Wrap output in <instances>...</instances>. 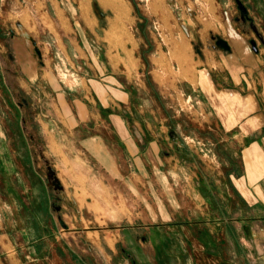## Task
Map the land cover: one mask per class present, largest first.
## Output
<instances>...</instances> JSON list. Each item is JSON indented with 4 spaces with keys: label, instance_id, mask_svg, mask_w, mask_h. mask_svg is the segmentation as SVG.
<instances>
[{
    "label": "rangeland",
    "instance_id": "1",
    "mask_svg": "<svg viewBox=\"0 0 264 264\" xmlns=\"http://www.w3.org/2000/svg\"><path fill=\"white\" fill-rule=\"evenodd\" d=\"M183 1L182 8L173 10L169 0H120L121 24L112 28L114 12L105 0H0V199L8 206V226L29 229L39 264H85L70 253L66 241L82 239L85 231L94 239L97 226L109 225L147 232L154 238L145 247L147 255L155 254L158 264H190L179 241L189 243L202 217L179 209L198 204L186 181L191 175H225L223 164L234 163L224 152L218 121L199 114L200 99L190 83L209 63L218 88L233 84L226 71L236 82L258 79L256 71L264 65V0ZM185 36L195 42L193 50ZM203 44L214 63L196 54ZM74 123L75 134L87 127L103 133L108 146L104 167L89 155L93 169L65 167L59 150L69 140L76 142L67 130ZM146 129L162 149L148 166L150 138L135 143ZM208 147L213 151L207 152ZM211 153L220 164L216 169L207 167ZM164 156L172 158L166 162ZM236 170L233 165V175ZM183 176L184 183L168 185L174 193L167 195L171 189L161 181ZM95 177L103 178L102 191ZM81 178L93 195L104 194L103 207H93L85 191L88 204L82 210L67 198L66 191L78 187ZM183 186L181 199L176 189ZM200 186L208 192L207 185ZM221 189L223 184L216 193ZM72 194L79 197L74 187ZM174 199L180 201L177 208ZM161 201L172 210L171 220L160 215ZM182 219L197 223L185 226ZM167 223L172 228L161 225ZM150 224L155 228L146 229ZM215 233L226 242L220 252H233L243 264L240 233L224 227ZM8 237L16 240L15 232L8 231ZM74 251L81 257L80 247ZM87 251L82 254L95 256L94 247Z\"/></svg>",
    "mask_w": 264,
    "mask_h": 264
},
{
    "label": "crops",
    "instance_id": "2",
    "mask_svg": "<svg viewBox=\"0 0 264 264\" xmlns=\"http://www.w3.org/2000/svg\"><path fill=\"white\" fill-rule=\"evenodd\" d=\"M169 2H171L169 6L174 7V10L182 8L184 1L169 0ZM212 34L214 35L215 33ZM182 38H185L188 42L190 40L188 44L191 46L190 50L191 48L193 50V44L195 46L193 39L189 38V36ZM198 38L204 40L202 35ZM222 38L227 44L231 45L228 42V37L223 36ZM212 43L215 44V39L212 40ZM187 53L189 54L188 50ZM210 53L209 47L203 44L196 54L205 56L209 60ZM210 62L214 63L215 61L212 59ZM208 66L199 68L194 84L189 83L191 89L198 93L197 96L200 99V101L196 100L199 111L201 109L199 114L207 117V119L212 116L216 123L218 121L217 130L223 136V138L220 137L225 140L224 152L229 154V158L233 159L234 163L232 165L223 164L225 175H191V181H186L192 184L191 190L189 189L192 194L191 198L195 199L198 204H194L193 207L188 206L179 209L183 214L186 208V215L189 213L195 217L201 216L202 219H200L201 222H198L201 223L199 227L193 229L195 236L192 234L191 238L187 237L189 240L187 245H184L183 239L180 240L179 247L189 253L190 264H238V261L235 260L236 254L232 252L230 255H226L225 251L220 252L219 245H225L226 242L218 241L215 232L224 227L231 234L234 232L240 233V246L242 248L240 258L243 264H264V65L256 71L258 78L256 80H248L242 77L236 82L232 79L233 74L230 71H226V76L228 77L229 74V80L233 81L232 85L227 84L228 88H218V84L210 77L213 68L210 67V63ZM249 76L251 75L249 74ZM147 88L150 91V88ZM66 119L69 120L68 117ZM77 126L78 123L67 126L70 136L76 142L73 143L72 140H69L66 142L68 147L59 150L67 162L65 167L93 169L95 164L87 160L88 155L98 162L97 165L99 167H104L101 161L103 156L108 153V146L104 143L103 133H98L94 128L87 127V129L82 131L80 129L77 130L78 132L75 134L74 129ZM162 130L165 131L164 127L159 130L160 141L165 138L162 136ZM146 136L150 138L146 148L147 154L144 151L148 163L146 165L148 166L152 165V161L157 160L159 157L157 153L160 152L159 154H161L162 149L161 146L152 142L151 139L157 140V137L152 135L151 130L148 129L137 134L138 140L135 143H142V139ZM55 145L56 141L52 143L53 148ZM196 150L204 151L200 147ZM211 151H213V148L208 147L207 152ZM153 153L156 154L152 155ZM213 157V153L209 154L208 162L212 163V165H207V167L216 169L220 167V164L216 163ZM98 158L101 160L98 161ZM163 158L168 162L172 157L170 156V159H168L164 156ZM177 162L175 161L173 164L174 167H178ZM233 165L237 169L234 175L232 171ZM110 166L113 167L112 164ZM184 178V176L172 177L170 181L168 179H165L164 182L161 181V183H166L167 190L171 189L166 194L174 193L173 188L168 187L169 184L184 183ZM95 180L97 185H100L98 189L102 191L103 178L98 180L95 177ZM66 183L72 184V181H66ZM76 183H79V186L72 185L66 193L67 198H70L80 210L88 204V198L85 197L87 196L84 195L85 193L91 195L90 204L93 207H98V205L103 207L104 194L102 192L96 191L95 195H93V193L89 192L88 181L82 178ZM200 184L207 185V193L201 191L203 187ZM221 184H223V189H221V194H217L216 189L220 188ZM73 187L79 193V197L72 194ZM160 187L162 188L161 184ZM190 191L186 194H189ZM176 192L181 195V199H184L185 195H182L184 194V186L181 189H176ZM178 202L180 201L176 203V199L172 200V207L175 205L177 208L179 206ZM217 202H221L222 205L216 207ZM238 204H240V208L236 207ZM167 206H164L161 201L158 211L161 216L167 219V216H169L171 220L173 213ZM248 213L252 215L248 216ZM176 214H180V212L176 211ZM8 215V206L2 203L0 199V264H39V260L32 255L34 241L32 242L28 239L27 232L29 231L27 230L29 229L19 224L17 229L9 227L7 224ZM254 216L253 220L252 217ZM181 222L185 226L197 223L196 220L191 222L189 219L187 221L182 219ZM183 224H177V226L184 230L185 226ZM150 225L146 229L155 228L153 224ZM161 225L171 228L173 226L170 223ZM138 230L140 228L136 230L135 228L116 225L97 226L94 229L96 233L94 239L92 237L88 239L89 237L86 235L88 231H85L86 233L81 235L82 239L66 241V247L75 258H79L85 264H121V262L123 264H137V262L158 264L155 254L149 257L145 248L149 243H153L154 238L149 234L147 235V232L139 234ZM8 231L15 232L16 240L8 237ZM92 236L94 237V235ZM225 240H229L228 237H225ZM78 242H80V246H78ZM76 247H80L82 253L88 252L89 247H94L95 256L81 253V257H78L74 251ZM144 251H146V254H144ZM184 255L183 251L182 257Z\"/></svg>",
    "mask_w": 264,
    "mask_h": 264
},
{
    "label": "bare ground",
    "instance_id": "3",
    "mask_svg": "<svg viewBox=\"0 0 264 264\" xmlns=\"http://www.w3.org/2000/svg\"><path fill=\"white\" fill-rule=\"evenodd\" d=\"M105 3L107 5H109V9L112 8L113 12H114V18L111 21L112 28L117 27L118 24H121V17H122V13L123 10L120 6V0H105ZM81 4L85 5V3L82 1ZM83 13H86V7H83ZM109 24V23H108ZM109 52V51H108Z\"/></svg>",
    "mask_w": 264,
    "mask_h": 264
}]
</instances>
